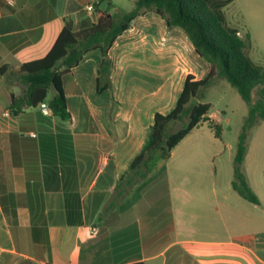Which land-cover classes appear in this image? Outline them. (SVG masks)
<instances>
[{
    "label": "crops",
    "instance_id": "0c3cea01",
    "mask_svg": "<svg viewBox=\"0 0 264 264\" xmlns=\"http://www.w3.org/2000/svg\"><path fill=\"white\" fill-rule=\"evenodd\" d=\"M88 2L0 0V67H10L0 77V264H264V161L248 142L242 168L260 204L233 188L238 141L213 156L229 154V179L216 168L193 180L183 166L172 174L192 133L117 194L155 115L176 107L188 75L201 80L211 68L156 13L136 17L110 49L113 90H97L99 50L63 76L70 120L39 105L11 113L12 93L23 91L13 73L44 58L67 22L75 31L95 22ZM209 118L223 129L213 104ZM256 162L252 183L247 165Z\"/></svg>",
    "mask_w": 264,
    "mask_h": 264
},
{
    "label": "trees",
    "instance_id": "16d2710c",
    "mask_svg": "<svg viewBox=\"0 0 264 264\" xmlns=\"http://www.w3.org/2000/svg\"><path fill=\"white\" fill-rule=\"evenodd\" d=\"M234 1L135 0L132 11L114 14L111 13L114 7L111 0L105 12L100 10L99 4L95 22L88 28L75 31L67 22L44 58L22 64L13 73L23 85V91L20 95L12 93L11 113L19 115L27 107L48 101L55 116L70 120L63 76L75 69L87 53L95 50H99L103 57L98 69L97 90L99 93L113 90L110 49L136 17L154 12L166 21L169 29L182 30L196 53L208 61L211 68L207 77L201 80L188 75L176 107L168 114L155 115L148 140L117 187L118 196L127 194L160 162L168 160L172 151L203 123H208L218 137L221 126L209 118L212 104L203 102L202 97L208 86L218 80H226L249 108L246 125L237 144L233 188L249 202L260 204L259 196L247 182L242 165L247 154V133L264 120V66L250 56V37L243 38L239 30L228 23L225 8ZM9 69L8 66L0 67V77ZM177 122H183V126L172 131L171 125Z\"/></svg>",
    "mask_w": 264,
    "mask_h": 264
},
{
    "label": "rangeland",
    "instance_id": "374dc122",
    "mask_svg": "<svg viewBox=\"0 0 264 264\" xmlns=\"http://www.w3.org/2000/svg\"><path fill=\"white\" fill-rule=\"evenodd\" d=\"M115 5L111 13H122L132 11L135 7V0H112ZM228 23L231 27L239 30L243 38L248 36L251 39L250 56L258 64L264 66V0H235L225 8ZM50 92V96L52 95ZM257 96H255L256 99ZM203 102L213 104V112L223 119V129L216 138L215 130L208 123H203L195 129L189 139L177 149L172 159L171 172L174 175V166H183L192 172L189 177L193 180L192 174L211 171L216 168L219 171V181L229 179V154L225 153L216 158L215 153L223 149V144H232L235 151L236 143L239 141L243 127L246 125L248 116V105L242 99L238 91L226 80H218L203 91ZM211 119V118H210ZM214 122V121H213ZM183 126V122L173 123L172 131ZM248 145L257 148L259 161H264V122L255 125L247 133ZM193 152L194 156L187 162L184 161L187 155ZM185 162V164H183ZM248 171L252 183L256 181L258 162L252 163ZM203 177L200 176L201 180ZM176 180V179H175ZM256 183V182H255ZM183 200H178L181 203Z\"/></svg>",
    "mask_w": 264,
    "mask_h": 264
},
{
    "label": "built area",
    "instance_id": "2783aa9c",
    "mask_svg": "<svg viewBox=\"0 0 264 264\" xmlns=\"http://www.w3.org/2000/svg\"><path fill=\"white\" fill-rule=\"evenodd\" d=\"M102 0H89L88 4L85 7L86 12L91 15L95 16L97 6L101 3ZM9 2H12V0H9ZM40 110L45 115H52L53 112L47 102H42L39 104Z\"/></svg>",
    "mask_w": 264,
    "mask_h": 264
},
{
    "label": "water",
    "instance_id": "95a60500",
    "mask_svg": "<svg viewBox=\"0 0 264 264\" xmlns=\"http://www.w3.org/2000/svg\"><path fill=\"white\" fill-rule=\"evenodd\" d=\"M108 5H109V0H103L100 3V10L105 12L107 10Z\"/></svg>",
    "mask_w": 264,
    "mask_h": 264
}]
</instances>
